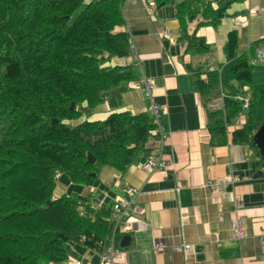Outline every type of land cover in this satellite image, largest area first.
Returning a JSON list of instances; mask_svg holds the SVG:
<instances>
[{"label": "trees", "instance_id": "16d2710c", "mask_svg": "<svg viewBox=\"0 0 264 264\" xmlns=\"http://www.w3.org/2000/svg\"><path fill=\"white\" fill-rule=\"evenodd\" d=\"M196 1L176 5L181 26L185 14L192 18ZM123 3L0 0V264L62 262L67 241L98 253L108 248L111 206H94L91 195L55 198L53 190L62 173L73 183L92 185L96 164L124 169L155 128L148 113L78 120L83 102L94 107L102 91L137 78L132 65L103 66L129 54L127 33L113 32L123 23ZM206 11L217 25L216 11L210 5ZM237 48V33L230 31L227 62L219 71L207 70L205 80L198 74V90L206 102L223 94L224 109H208L212 136H224L248 86L245 123L233 131L232 141L257 152L252 138L264 124V82H252L251 48L248 55Z\"/></svg>", "mask_w": 264, "mask_h": 264}, {"label": "crops", "instance_id": "0c3cea01", "mask_svg": "<svg viewBox=\"0 0 264 264\" xmlns=\"http://www.w3.org/2000/svg\"><path fill=\"white\" fill-rule=\"evenodd\" d=\"M185 1L124 0L123 23L113 32L127 33L129 54L112 57L103 66L132 65L137 78L102 91L96 106L83 102L79 107L81 121L128 112L148 113L156 124L148 112L152 101L161 111L162 146L152 128L124 169L96 164L92 185L73 183L62 173L53 190L55 198L91 195L94 206L108 208L114 199L128 198L141 211L139 222L128 232L116 233L117 254L107 262L103 254L108 248L98 253L67 241L66 260L42 264H264V161L258 150L232 141L233 131L245 123L241 110L224 136H212L210 100L202 99L197 84L198 74L205 80L207 70L219 71L227 62L228 32L237 33L238 54L248 55L250 46L260 44L264 0H197L190 9L192 18L185 14L181 26L176 5ZM208 5L216 11L217 25L207 16ZM143 79L152 84L149 92ZM242 93L238 97L250 96L248 86ZM156 157L162 158L164 168L148 171L144 162ZM113 223L112 210L108 247ZM234 224L243 228L241 237L235 236ZM125 236L129 241L122 245ZM155 240L162 243L157 252ZM184 244L190 249L175 248Z\"/></svg>", "mask_w": 264, "mask_h": 264}, {"label": "built area", "instance_id": "2783aa9c", "mask_svg": "<svg viewBox=\"0 0 264 264\" xmlns=\"http://www.w3.org/2000/svg\"><path fill=\"white\" fill-rule=\"evenodd\" d=\"M260 63L264 65V40L260 42V44L255 47L254 49V57L252 64ZM144 81V89L145 91L149 92L152 88V84L147 79H143ZM223 94H221L219 97L210 100L207 105L212 110H221L224 108V101H223ZM238 99L241 101V112L245 110L248 107L249 104V96H241L238 97ZM148 112L153 115L156 127L153 131L154 135H157V140L160 146H162V131H160L159 128V121L161 117V111L159 107L151 101ZM144 166L148 171H153L157 169H163L165 164L162 161V158L156 157L155 159H147L144 162ZM112 210L114 215V223H113V230H112V236L110 245L107 249V251L103 254L104 260L107 262L114 258L117 254V249L114 248V238L116 233H125L128 232V230H131L135 224L139 222V215L141 211L139 208H137L134 203L125 197L117 198L112 201ZM234 234L236 237H241L243 235V228L240 227L238 224L233 225ZM162 247V243L159 242V240H155L153 243V250L155 252L159 251ZM176 249H183L188 250L190 249L189 244H184L175 247ZM76 264H80L77 262Z\"/></svg>", "mask_w": 264, "mask_h": 264}, {"label": "water", "instance_id": "95a60500", "mask_svg": "<svg viewBox=\"0 0 264 264\" xmlns=\"http://www.w3.org/2000/svg\"><path fill=\"white\" fill-rule=\"evenodd\" d=\"M226 6H223L221 8L217 9V16L221 17L222 16V10H224ZM74 107V104H71V108ZM56 122V121H55ZM252 144L255 146V148L258 150L262 160L264 161V124H262L258 130L255 132L252 138ZM88 162L93 164L95 162V158L92 155L88 156ZM129 241V237L125 236L121 240V244L124 245L126 242Z\"/></svg>", "mask_w": 264, "mask_h": 264}, {"label": "rangeland", "instance_id": "374dc122", "mask_svg": "<svg viewBox=\"0 0 264 264\" xmlns=\"http://www.w3.org/2000/svg\"><path fill=\"white\" fill-rule=\"evenodd\" d=\"M248 57H249V64L253 65L252 69H251L252 82L254 84L263 83L264 82V65H262L260 63L252 64V62H253L252 54H250ZM78 111H79V109H78Z\"/></svg>", "mask_w": 264, "mask_h": 264}, {"label": "clouds", "instance_id": "9594fccd", "mask_svg": "<svg viewBox=\"0 0 264 264\" xmlns=\"http://www.w3.org/2000/svg\"><path fill=\"white\" fill-rule=\"evenodd\" d=\"M79 109V108H78Z\"/></svg>", "mask_w": 264, "mask_h": 264}]
</instances>
